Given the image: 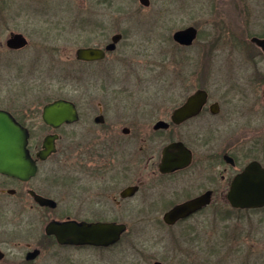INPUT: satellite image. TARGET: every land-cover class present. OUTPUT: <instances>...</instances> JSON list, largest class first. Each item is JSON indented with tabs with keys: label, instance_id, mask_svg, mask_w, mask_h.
<instances>
[{
	"label": "rangeland",
	"instance_id": "374dc122",
	"mask_svg": "<svg viewBox=\"0 0 264 264\" xmlns=\"http://www.w3.org/2000/svg\"><path fill=\"white\" fill-rule=\"evenodd\" d=\"M187 25L196 26L198 35L186 47L172 35ZM11 30L25 33L29 44L8 49ZM116 31L123 38L110 60L86 64L76 59L79 46L103 44ZM263 34L264 0H151L148 6L139 0H0V104L27 108L31 143L39 145L50 131L41 117L44 103L57 97L76 101L80 119L58 130V149L50 157L59 164L66 143L78 151L79 131L99 126L93 117L100 104L109 117L139 111L152 127L157 116L170 111L202 79L212 96L227 92L225 108L240 107L247 120L264 124V114L261 119L257 115L258 104L264 112V54L250 40ZM128 122L122 119L121 126ZM48 182L58 206L45 214L27 212L26 219H33L28 228L37 233L43 231L45 215L65 216L69 199L76 207L85 199L64 195L61 178ZM184 196L138 195L122 208L108 203L97 213L129 223L117 243L65 250L46 242L42 255L69 256L79 264H264L263 207L235 209L226 195H213L205 210L177 225H164L166 204ZM19 256L12 252L1 264H14Z\"/></svg>",
	"mask_w": 264,
	"mask_h": 264
},
{
	"label": "flooded vegetation",
	"instance_id": "af4514ba",
	"mask_svg": "<svg viewBox=\"0 0 264 264\" xmlns=\"http://www.w3.org/2000/svg\"><path fill=\"white\" fill-rule=\"evenodd\" d=\"M63 24L65 28L64 20ZM98 24L103 27V23ZM11 32L21 31L11 30L9 35ZM115 33L122 34L116 47L106 49ZM23 34L27 38V43L22 47H10L5 40L8 49L19 50L26 47L29 39L25 33ZM122 38L123 33L116 31L111 35L110 40L103 44L79 46L104 49L105 54L100 58L92 60L78 58L76 51L79 47L75 51V57L81 63L86 64L110 60ZM178 44L186 47L192 45ZM259 49L264 54L260 47ZM203 76L207 77L208 73L206 72ZM206 80L202 79L198 87L175 102L170 111L157 116L152 127L143 121V113L139 111L109 117L106 107L100 104L99 113L93 117L94 123L99 126L79 131L81 138L78 141V151L70 150L68 147L70 145L66 143L65 159L60 164L59 162L53 163L50 157L58 149L57 140L61 136L58 130L63 125H72L80 119V110L76 101L65 97L75 103L78 118L74 121H65L59 127H53L43 120L44 105L42 106V121L50 131L44 135L39 145L31 143L33 128L26 121L29 115L27 108H21L20 103L12 106L0 104V110L8 111L15 120L28 129V148L36 162V171L28 178H20L0 171V251L3 253V256H0V264L12 252L20 255L14 264H79L69 256L65 259L54 256L43 257L46 242H49V245L56 244L59 247H65V250H68V247L107 248L114 245L128 231L129 223L116 216L110 218L106 213H97L102 207L107 208L106 204L109 203L113 208H122L138 195H185L180 200L167 203V207L165 206L163 210L164 225L174 226L205 210L212 202L213 195H227L235 175L242 172L251 162L257 161L264 168L262 135L264 124L258 122L259 119L253 122L247 120L248 116L240 111V107L225 108L224 99L228 98L227 92L224 97L212 96L205 83ZM199 89L206 92V97L199 110L185 116L179 115V118L175 119V111L181 108L187 102L188 97ZM262 99L264 103V86ZM261 108L258 104L257 115L260 119L264 114ZM122 119L129 120V122L121 126ZM159 120L165 121L166 124L156 127ZM75 132L74 129L70 130V134ZM51 133L58 135L55 138L56 150L45 157H40L38 153L43 149V141L46 135ZM217 168H219L218 177L215 175ZM58 178L62 179L64 195H83L85 199L80 201L79 207H76L69 199L65 216L45 215L46 222L43 231L37 233L38 230L28 228L32 225L30 222L33 219H26V214L33 210L43 211L45 214L46 211L57 208L58 201L52 197L54 193L48 181ZM207 193L212 195L209 204L179 218L175 223L169 224L164 221V213L175 204ZM34 195L53 198L57 204L54 207L40 204ZM86 195H88V200H86ZM14 197L16 198L13 199ZM148 200V197L143 198L142 202L146 204ZM73 209L78 212L74 213ZM11 217H14L13 224L8 227L10 226L8 220ZM52 219H75L89 222L119 221L126 223L127 229L117 242L106 246L61 243L55 234L46 232V224ZM36 250L35 255L29 256L30 252Z\"/></svg>",
	"mask_w": 264,
	"mask_h": 264
},
{
	"label": "water",
	"instance_id": "95a60500",
	"mask_svg": "<svg viewBox=\"0 0 264 264\" xmlns=\"http://www.w3.org/2000/svg\"><path fill=\"white\" fill-rule=\"evenodd\" d=\"M143 5H149L151 0H139ZM198 30L194 25L176 29L173 32V39L183 45H190L197 37ZM121 33H115L112 41L106 49H114L121 38ZM250 40L258 45L264 52V36L253 35ZM10 47H22L27 43V38L21 32H11L6 39ZM105 54L104 49L99 47H79L76 51L78 58L92 60L100 58ZM206 97L204 90H197L188 97L187 102L174 113V118L179 115L185 116L195 113ZM43 120L59 127L65 121H74L78 118V110L73 101L58 97L44 104L42 112ZM166 124L159 120L157 126ZM57 133L46 135L43 141V149L39 151L40 157H45L56 150L55 138ZM29 131L8 111L0 110V171L20 178H28L36 171L35 159L30 155L28 148ZM167 159V158H166ZM210 193V192H209ZM198 195L185 201L175 204L164 213V221L172 224L179 218L207 205L212 195ZM35 199L43 205L56 206L57 201L53 198L42 195H34ZM230 205L234 208H258L264 206V168L259 162H251L242 172L233 178L226 195ZM46 232L55 234L61 243L70 244H94L110 245L117 242L122 233L127 229L124 222L97 220L78 221L75 219L55 220L52 219L46 224ZM37 253L32 251L29 256ZM0 256H3L0 251ZM155 264H161L159 260Z\"/></svg>",
	"mask_w": 264,
	"mask_h": 264
},
{
	"label": "trees",
	"instance_id": "16d2710c",
	"mask_svg": "<svg viewBox=\"0 0 264 264\" xmlns=\"http://www.w3.org/2000/svg\"><path fill=\"white\" fill-rule=\"evenodd\" d=\"M264 208V207H263ZM255 209H257V208H255ZM255 209H250V210H255Z\"/></svg>",
	"mask_w": 264,
	"mask_h": 264
}]
</instances>
